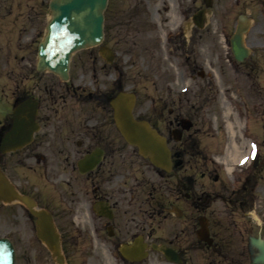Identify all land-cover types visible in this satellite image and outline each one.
I'll list each match as a JSON object with an SVG mask.
<instances>
[{
  "label": "rangeland",
  "instance_id": "rangeland-1",
  "mask_svg": "<svg viewBox=\"0 0 264 264\" xmlns=\"http://www.w3.org/2000/svg\"><path fill=\"white\" fill-rule=\"evenodd\" d=\"M205 1L109 0L104 44L114 50V63L105 64L96 47L82 50L72 59L71 74L74 82H78L85 91L113 90V95L119 90L135 92L138 97L136 117L149 120L169 137L174 152L178 147L188 151L187 166L197 179L198 192L212 185L231 194L232 190L242 187L250 174L254 184L251 206L245 211L233 213L235 216H231L228 210L223 212L229 226L227 231L235 232H228L230 243L237 246L240 245L238 232L241 223L253 224L249 214L264 222V0H212L204 27L200 28L193 23L192 16L206 6ZM120 2L123 9L119 11L115 24L113 7L119 6ZM240 14H247L251 19L246 44L252 52L243 62L235 60L229 45ZM39 38L40 34L36 39ZM14 65L9 64L8 69ZM183 117L192 120L193 126L184 131L180 141H176L171 132ZM228 121L234 123L238 144L246 142L251 146L245 159L235 165L232 172L219 159L225 155L228 144L232 143ZM114 135H117L118 150L136 152L124 142L113 123ZM256 155L259 161L254 167ZM132 156L133 164L127 166L135 169L130 170L128 176H133V181L129 178V183L136 181L134 177L148 180L151 189H144L145 193L151 192L152 185L158 188L160 180L153 166L136 153ZM175 170L176 164L170 175L166 173L162 192L157 189L151 194L146 205L149 212L144 216L140 213L136 215L146 218L149 224V242L170 241L175 245L177 219L170 212L176 200L171 175ZM12 174L16 176V170ZM54 188L42 180L32 194L40 206L54 213L68 263L128 264L118 253L113 251V255L109 254L106 248L110 243L91 235L88 224L83 220L80 222V217L74 220L68 218L64 213L65 204L59 201L48 203ZM162 205L167 219L160 223L161 216L153 214L152 210ZM15 213L20 222L13 240L19 251L20 264H56L51 252L37 238L35 220L27 209L4 207L0 203V214L13 218ZM83 228L89 230L86 244H83ZM257 233L258 227L254 235ZM218 235L215 243L223 245ZM82 244L87 246L89 254L82 253ZM198 248V264L215 258L212 250L199 240ZM158 260L169 264L155 250H150V256L145 261L146 264H154Z\"/></svg>",
  "mask_w": 264,
  "mask_h": 264
},
{
  "label": "flooded vegetation",
  "instance_id": "flooded-vegetation-1",
  "mask_svg": "<svg viewBox=\"0 0 264 264\" xmlns=\"http://www.w3.org/2000/svg\"><path fill=\"white\" fill-rule=\"evenodd\" d=\"M50 1L0 0V169L19 192L32 197H35L33 190L42 184V180L53 185L54 192L49 195L48 203L59 201L65 204L64 213L68 218L80 217V222L83 220L88 224L91 235L110 243L106 248L109 254L113 255L114 251L122 256L124 244L132 245L141 240L146 245L145 259L130 261L122 257L129 264H146L150 250H154L153 242H149L151 235L146 218L136 215L144 216L149 212L146 205L150 192L145 193L144 189L150 186L148 180L135 177V183H129L133 176L128 175L135 168L127 165L133 164L135 152L118 150L117 135L113 136V108L110 105L113 90L85 91L74 82L72 75L69 81H63L54 73L38 70L37 47L52 11ZM122 9V2L113 7L115 24ZM38 34L40 38L37 40ZM11 63L15 65L8 69ZM26 101L30 106L22 113L29 117L24 133L30 135V141L24 146L19 143L14 148L12 146L13 149L2 150L6 135H10L13 128L15 110ZM21 136L17 133L14 141L21 142ZM187 157L186 149H175L176 170L171 174L176 191V200L172 204L175 211L171 214L177 219V232L175 245H172L174 242L168 243L177 251L182 264H198L197 233L202 217L214 243L209 246L200 242L212 250L215 258H209L218 261L215 263L210 259L204 264H264V251L259 246L260 240L264 239V222L256 217L252 219L249 214L253 224L241 223L238 232L240 245L234 246L228 236L235 232L227 231L229 226L223 217L225 210L232 216L251 206L253 182L249 180L231 194L212 185L198 192L197 179L189 171ZM153 168L158 173V189L162 192V186L166 184L165 172ZM14 170L16 176L12 174ZM152 187L157 189L155 185ZM0 203L4 207H23L17 202ZM83 208L84 212L81 211ZM152 213L161 216L160 223L167 219L163 205ZM12 217L0 214V238H9L13 242L16 264H20L19 251L13 240L20 221L16 213ZM232 225L236 226L235 223ZM256 227L258 233L254 235ZM83 230V244H86L89 230ZM217 234L223 245L215 243ZM83 244L82 253L89 254ZM163 258L166 260L165 256ZM163 263L158 260L154 264Z\"/></svg>",
  "mask_w": 264,
  "mask_h": 264
},
{
  "label": "water",
  "instance_id": "water-1",
  "mask_svg": "<svg viewBox=\"0 0 264 264\" xmlns=\"http://www.w3.org/2000/svg\"><path fill=\"white\" fill-rule=\"evenodd\" d=\"M108 0H52L53 16L48 24V31L44 41L39 46V68L49 69L69 78V63L71 56L77 50L98 45L104 37V11ZM210 6L211 2L208 1ZM203 12L195 20L199 26L203 25ZM249 27L248 19L243 17L235 34L231 37L232 52L242 61L250 55V49L244 42V33ZM104 56L111 55V51L102 47ZM110 59V56H109ZM136 96L133 93L120 92L113 100L114 119L118 129L125 139L138 146L139 152L150 159L155 165L166 170L171 169V151L167 139L152 128L145 121H137L133 114ZM16 112V122L11 134L7 136L5 145L14 144L17 133L22 134L26 123ZM189 125V124H188ZM187 125V127H188ZM21 144L28 142L30 135L24 136ZM0 198L6 201L13 199L25 203L33 214L37 216V235L52 251L58 264H66L62 253L60 234L53 220V216L44 209L36 210L35 202L31 198L20 195L0 172ZM264 247V245H263ZM167 257L175 258L170 248L161 247ZM129 258L132 254L124 252ZM0 264H15L13 246L7 239H0Z\"/></svg>",
  "mask_w": 264,
  "mask_h": 264
},
{
  "label": "bare ground",
  "instance_id": "bare-ground-1",
  "mask_svg": "<svg viewBox=\"0 0 264 264\" xmlns=\"http://www.w3.org/2000/svg\"><path fill=\"white\" fill-rule=\"evenodd\" d=\"M229 112V110H228ZM227 112V115L229 113ZM228 128L232 135V143L228 144L227 151L222 158H219L221 162L225 163L227 166V170L232 172L234 170V166L244 160L247 153L250 151L249 146L246 142L243 145H239L236 140V131L234 123L228 121ZM248 147V149H246Z\"/></svg>",
  "mask_w": 264,
  "mask_h": 264
}]
</instances>
